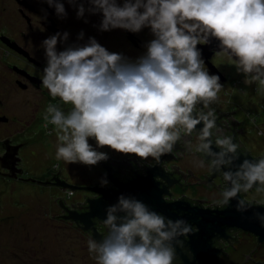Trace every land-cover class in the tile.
Returning <instances> with one entry per match:
<instances>
[{"label":"clouds","instance_id":"clouds-1","mask_svg":"<svg viewBox=\"0 0 264 264\" xmlns=\"http://www.w3.org/2000/svg\"><path fill=\"white\" fill-rule=\"evenodd\" d=\"M36 2L54 9L60 20L69 15L65 4L85 24L87 16H99L93 27L101 33L147 29L152 37L135 57L110 50L95 36L86 39L84 30L72 43L66 30L42 40L45 63L39 80L51 98L41 113L42 127L52 126L46 134L56 137L57 162L91 169L115 153L135 157L133 167L144 168L150 159L159 165L166 155L190 154L196 168L223 179L212 198L214 207H232L235 200L241 214L264 208V152L252 155L218 115L215 106L225 85L206 67L200 47L215 42L211 61L215 66L226 58L243 76L246 88L237 89L241 96L254 84L256 96L264 97V0ZM42 11L41 19L47 20L49 13ZM247 115L259 129L255 135L264 136L259 117ZM99 184L110 185L107 172ZM74 194L65 191L69 198ZM104 211L106 234L97 239L89 229L87 240L95 264H175L181 237L194 234L182 215L172 219L136 195L120 193ZM252 218L264 228V213L254 211Z\"/></svg>","mask_w":264,"mask_h":264},{"label":"flooded vegetation","instance_id":"flooded-vegetation-1","mask_svg":"<svg viewBox=\"0 0 264 264\" xmlns=\"http://www.w3.org/2000/svg\"><path fill=\"white\" fill-rule=\"evenodd\" d=\"M65 7L69 13L68 18L60 20L56 17L54 9L36 0H0V166L6 170L0 172V181L7 186L0 188V205L11 204L15 208L25 206L24 198L16 195L15 190L19 188L31 187L38 199L39 193L45 192L46 189L56 190L58 193L53 199V204L60 210L56 216L57 220L72 223L88 235L87 223L96 230L99 225L98 233L106 234L107 229L103 227L102 219L94 217L87 221L84 217L90 210L89 201L101 196L100 193L85 187H102L99 183H80L84 168L80 169L79 165L57 162L54 159L56 137L54 134H46L52 126L48 129L42 127L44 121L41 113L51 98L47 90L42 89L40 85L39 77L45 60L39 45L47 36L65 30L70 32L69 43H72L76 41L77 34L84 30L86 39L88 36H95L110 50L122 51L135 57L143 51L142 44L152 37L147 29L139 34L124 30L101 33L93 27L99 23V16H87L89 23L85 24L83 20L76 18V13L70 5L65 4ZM42 9L49 13L47 20L41 19L44 16ZM212 56L213 52L209 58L211 64ZM206 67L212 73L207 63ZM215 67L217 70L213 73L219 74L221 82L225 85L221 94L235 95L239 94L237 89H245L243 76L238 75L234 67L228 66L226 58L215 61ZM251 88L255 91L256 86L253 84ZM259 106L264 111V102ZM251 111H257L258 114V110H250L248 113ZM217 113L226 121V126L237 133L239 141L242 142V131L239 122L234 121L233 113ZM111 157L108 162H101L103 176L107 172L110 181V185L104 189L115 192L119 189V184L128 185L138 176L145 177L152 173L155 175L158 191L163 192V199L168 203L178 204L179 208L169 212L167 216L178 219L182 215L193 224L194 234L200 229L195 220L189 218L193 210L200 212L226 208L212 205V198L218 193L223 179L218 174H210L207 168L197 171L190 167L183 169L182 165L174 163L175 159L178 160L174 155L162 157L159 165L154 160H149L145 163L150 166L144 168L133 167L131 161L135 160V157L118 154ZM67 189L75 193L71 198L60 194L61 191L65 193ZM10 192L12 195L8 196ZM222 228L223 232L211 230L213 234L208 236V243L211 249L216 251L215 257L220 264L230 262V250L236 249L242 242V235L253 237L257 246L246 254V261L264 264V260L257 257V249L264 245V240H260L255 233L236 226ZM93 232L92 230V235ZM181 239L184 243L177 247L175 264H210L194 254L190 236Z\"/></svg>","mask_w":264,"mask_h":264},{"label":"rangeland","instance_id":"rangeland-1","mask_svg":"<svg viewBox=\"0 0 264 264\" xmlns=\"http://www.w3.org/2000/svg\"><path fill=\"white\" fill-rule=\"evenodd\" d=\"M243 87L246 88L244 84ZM247 90V96L220 94L221 103L215 107L220 112L234 110L231 112L232 116L239 122L240 129L244 131L242 142L254 155L258 156L264 152V136L255 135L259 129L249 124L247 114L254 113L259 117L258 123L264 126V111L259 106L261 102H264V97L256 96V92L251 87ZM250 110H258V114L257 111L248 113ZM248 130H251V136ZM114 155L111 153V156ZM193 160L194 157L189 154L183 158L178 157L174 163L182 165L183 169L190 167L197 171L200 168L194 166ZM79 166L80 169L84 168L79 181L84 185L95 184L102 177L100 173H104L102 164L91 169L84 165ZM2 187L7 186L0 181V188ZM190 190L194 189L190 188ZM15 191L19 192V194L16 193L17 196L24 198L26 205L20 208L12 207L11 204L10 206L0 205V264H95L87 249L89 235L74 227L72 223L53 217L60 212L59 208L53 204L58 191L46 189L45 192L39 193V199L31 187L19 188ZM60 194L66 196L62 191ZM11 195L10 192L8 196ZM247 195L252 198L255 190L253 189ZM241 239L242 242L237 248L230 250L231 257L230 262L227 261L228 264H255L253 261H245L246 254L257 247L255 240L249 235H242ZM257 250V257L264 260V245Z\"/></svg>","mask_w":264,"mask_h":264},{"label":"water","instance_id":"water-1","mask_svg":"<svg viewBox=\"0 0 264 264\" xmlns=\"http://www.w3.org/2000/svg\"><path fill=\"white\" fill-rule=\"evenodd\" d=\"M200 47H202L203 49V56L206 60V63L210 66L212 73L216 72L215 71L217 70L216 67L213 64H211V62H209V58L213 52L212 49L215 48V42H213L211 46H200ZM217 111L219 110L217 109ZM221 112H225V111H221ZM231 112H234V110L225 113H231ZM234 120L236 119L234 118ZM240 130L242 131L243 134L244 131L242 130V128ZM100 174L103 177V173ZM96 183H99V181L95 182V184ZM118 186L119 189L116 190L115 192L96 186L85 187L87 190L98 192L101 194L99 198L92 199L89 201L90 210L86 212L84 216L87 219V221H91L92 218L94 217H98L100 219L105 218V211H104L105 207L108 204L115 203L116 198L120 193L136 195L139 199L148 203L156 211L163 212L165 215H168L169 212L179 208L178 204L176 203L174 204V202L168 203L163 199L162 197L163 192L158 191V187H157L158 184L156 183L155 175L152 173L151 174L149 173V175L145 177L138 176L128 185L119 184ZM235 203H236L235 200L232 201V205H233L232 207H226L225 209L222 210L207 209L204 211L202 210L200 212H197L196 210L192 211V215H190L189 218L195 220V223L200 229L199 232L196 233L198 236L196 234L190 235L191 244L193 248L192 250L194 254L197 256V258L207 261L210 264H220L215 257L216 251L211 249L208 240L210 237L209 235L213 234L211 230L223 232L224 230L222 226H236L243 230L253 232L260 237V240H264V228L260 226L257 220L252 218L254 211L258 210L264 213V208L252 209L244 214H241L235 210L234 207ZM86 225L88 229H92L94 231L93 236H96V238L99 239L100 233H98V231L91 224L89 225V223H87ZM194 237L196 238L194 239ZM184 259H186L185 256Z\"/></svg>","mask_w":264,"mask_h":264},{"label":"built area","instance_id":"built-area-1","mask_svg":"<svg viewBox=\"0 0 264 264\" xmlns=\"http://www.w3.org/2000/svg\"><path fill=\"white\" fill-rule=\"evenodd\" d=\"M262 108L264 109V106H262Z\"/></svg>","mask_w":264,"mask_h":264},{"label":"trees","instance_id":"trees-1","mask_svg":"<svg viewBox=\"0 0 264 264\" xmlns=\"http://www.w3.org/2000/svg\"><path fill=\"white\" fill-rule=\"evenodd\" d=\"M234 121H236V120H234ZM237 122V121H236Z\"/></svg>","mask_w":264,"mask_h":264}]
</instances>
